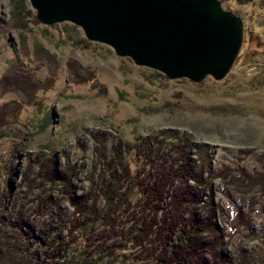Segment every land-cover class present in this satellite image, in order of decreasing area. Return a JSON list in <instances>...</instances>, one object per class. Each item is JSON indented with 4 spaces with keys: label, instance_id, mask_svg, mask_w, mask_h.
<instances>
[{
    "label": "rangeland",
    "instance_id": "1",
    "mask_svg": "<svg viewBox=\"0 0 264 264\" xmlns=\"http://www.w3.org/2000/svg\"><path fill=\"white\" fill-rule=\"evenodd\" d=\"M221 1L242 17L246 39L225 79L201 82L138 65L75 23L45 24L24 1V24L12 21L0 40V232L12 236L13 264H162L120 242L166 176L182 194L187 182L195 192L196 174L201 206L212 201L214 213L205 231L223 235L225 264H264V0ZM11 5L0 0L4 21ZM112 175H121L117 198L101 191ZM135 181L149 196L138 206ZM86 195V210L100 209L78 216L74 199ZM29 217L33 231L19 223Z\"/></svg>",
    "mask_w": 264,
    "mask_h": 264
},
{
    "label": "water",
    "instance_id": "2",
    "mask_svg": "<svg viewBox=\"0 0 264 264\" xmlns=\"http://www.w3.org/2000/svg\"><path fill=\"white\" fill-rule=\"evenodd\" d=\"M45 24L69 21L122 57L170 79L227 77L244 21L221 0H29Z\"/></svg>",
    "mask_w": 264,
    "mask_h": 264
},
{
    "label": "trees",
    "instance_id": "3",
    "mask_svg": "<svg viewBox=\"0 0 264 264\" xmlns=\"http://www.w3.org/2000/svg\"><path fill=\"white\" fill-rule=\"evenodd\" d=\"M12 1V5L10 8V15H9V22L4 21L0 18V40L3 37V33L7 27V25H10L13 21L14 25L16 27L20 28L21 25H23L24 20L26 19L25 15V0H20L22 2L21 6L19 3H15L14 0ZM239 3H245L244 0H237ZM251 2V0H248ZM262 6L264 4L262 3ZM259 27V26H258ZM254 30V28H253ZM260 32L262 29H260ZM246 31V28H245ZM264 34V31H262ZM260 34L259 32H256ZM244 38L246 39V33L244 32ZM244 39V41H245ZM0 51H1V43H0ZM184 170L183 172H180V176L183 178L181 180L182 184H185L188 179V173ZM182 173V174H181ZM185 173V174H184ZM175 174H177L175 172ZM66 176L71 175H65V179L63 178V182L67 181ZM113 181H110L107 185L106 189H101L102 192L105 194H108V197L117 198L115 196V193L119 194L117 192V186L116 181H119V177L121 175H112ZM172 176L170 175L166 176V181H163L165 183L162 184V188L165 187L167 184V188H163L161 191H159V194H156V199L152 198V200H149V204L145 203V198L148 196V191L146 189V186L138 183L137 181L134 182L133 185L138 186V190L141 192V198L137 201V206L140 204V201L144 200V203L146 204L148 211L145 215L144 222L141 224V220L137 221V225L134 224L133 226L136 227L135 233L132 234L133 226L131 229L127 230V234H125V238L123 241H121V245L124 247L131 244L130 247H137L138 249H141V252L145 253V255L149 256V259H152L158 261V263L162 264H175L177 261L179 264H203V253L210 252L212 256V262L208 264H225L226 261L224 256V251L220 247V241L222 240L223 235L221 232H206V225L211 220V217L213 216V208L212 207V201H210V204L207 206V204L204 205V207L201 206V203L203 201V195L205 194V180L204 177L201 174H196L195 180H196V188L195 192L193 193L190 190V185L187 182V186L185 189H182V187H179V189L182 191V194H179L176 190L177 185L173 184L171 182ZM193 176V175H190ZM61 177V175H60ZM51 178L55 179L54 175H51ZM170 178V181L168 180ZM250 180H252L251 177H249ZM25 179V177H23ZM69 179V178H68ZM131 180V179H130ZM133 181L131 180V185ZM68 185V184H67ZM7 186V184H6ZM202 186V188H200ZM132 187V186H130ZM5 187L3 190L0 189V203L3 200L4 195L6 194L5 190L7 191ZM133 188V187H132ZM67 189L70 191V195L72 193L71 188L67 186ZM94 195L96 194V188L94 187ZM190 191V192H189ZM183 192L188 195V197L183 196ZM189 192V193H188ZM188 193V194H187ZM9 195V193L7 192ZM92 194V195H93ZM126 194V193H125ZM7 195V196H8ZM72 196V195H71ZM87 196V195H86ZM87 196L83 199V197H76L74 199L75 202H77L79 211L78 216L82 215L84 216L87 211H96L99 210V206H92L90 208H87ZM121 197V196H120ZM98 198V196H97ZM120 202V199L119 201ZM128 207H132V203L127 204ZM41 211H45L42 208ZM86 210V211H85ZM118 209L108 208L105 213H108L110 216H113V219L115 220V213ZM129 211V210H128ZM130 212V211H129ZM140 213V211H138ZM92 215V213H90ZM108 215V216H109ZM123 215V214H121ZM117 216V214H116ZM120 216V214H119ZM189 218L187 219V217ZM128 220L131 221V217H127ZM19 219L17 220V222ZM34 219L29 217L28 221L20 222L21 226L24 223L26 228L29 227V223L33 222ZM81 221V220H80ZM207 222V224H206ZM14 221L10 220L6 222V225H15ZM33 224V223H32ZM74 224V223H73ZM80 224V223H79ZM74 224L76 226V229L80 225ZM32 226V225H31ZM54 225H52L53 227ZM110 226L111 235L113 232L117 231V226H120V224L116 223L115 221L111 222V224H108ZM32 228V227H31ZM29 229L28 231H33L32 229ZM74 228V227H73ZM80 228V227H79ZM122 228H125L123 226ZM128 229V227H127ZM45 231L47 229L45 228ZM129 231V232H128ZM29 236H31L29 234ZM106 236V235H105ZM12 236L9 235V233H1L0 232V264H13L15 259L19 257L14 251V243L12 241ZM199 244L198 247L204 248V251H199L196 253V244ZM99 248L102 249V247H95V250L97 251ZM200 248V249H201ZM53 254V253H52ZM182 255H183V263L182 262ZM53 257V255H51ZM20 258V257H19ZM180 259V260H178ZM24 261V259H23ZM23 261H20L21 264H23ZM25 260L24 264H28L29 261Z\"/></svg>",
    "mask_w": 264,
    "mask_h": 264
},
{
    "label": "bare ground",
    "instance_id": "4",
    "mask_svg": "<svg viewBox=\"0 0 264 264\" xmlns=\"http://www.w3.org/2000/svg\"><path fill=\"white\" fill-rule=\"evenodd\" d=\"M149 145V144H148ZM152 146V145H151ZM153 148V147H152ZM164 155V154H163ZM159 171V170H158ZM57 200V199H56ZM3 202V201H2ZM20 205V204H19ZM6 210V209H5ZM9 213V212H8ZM52 213V212H51ZM69 238V237H68ZM99 241V240H98ZM101 249V248H100ZM225 260V259H224Z\"/></svg>",
    "mask_w": 264,
    "mask_h": 264
}]
</instances>
